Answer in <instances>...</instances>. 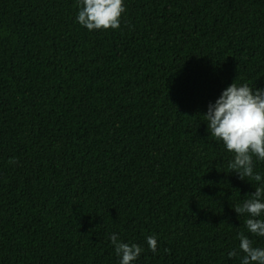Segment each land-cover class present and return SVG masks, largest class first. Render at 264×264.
I'll use <instances>...</instances> for the list:
<instances>
[{
    "label": "trees",
    "instance_id": "16d2710c",
    "mask_svg": "<svg viewBox=\"0 0 264 264\" xmlns=\"http://www.w3.org/2000/svg\"><path fill=\"white\" fill-rule=\"evenodd\" d=\"M126 5L89 31L78 0H0V264H119L113 232L133 264H241V232L264 248L234 209L259 185L203 116L264 88V0Z\"/></svg>",
    "mask_w": 264,
    "mask_h": 264
},
{
    "label": "clouds",
    "instance_id": "9594fccd",
    "mask_svg": "<svg viewBox=\"0 0 264 264\" xmlns=\"http://www.w3.org/2000/svg\"><path fill=\"white\" fill-rule=\"evenodd\" d=\"M78 3L76 21L89 31L118 29L127 7L126 0H78ZM203 116L210 135L234 153L231 169L241 179L250 178L259 185L234 209L240 215L246 214L245 224L250 233L264 237V175L256 171L254 163V158L264 161V88L233 82L215 102H209ZM110 239L119 264H133L144 250L138 243L123 242L115 232L110 234ZM239 240V251L243 252L241 264H264V248L254 246L243 232ZM147 245L155 253L158 237L149 235ZM228 255L237 256L238 251L233 249Z\"/></svg>",
    "mask_w": 264,
    "mask_h": 264
}]
</instances>
